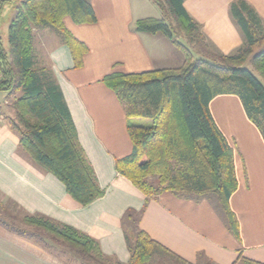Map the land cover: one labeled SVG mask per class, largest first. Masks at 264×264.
Returning <instances> with one entry per match:
<instances>
[{
    "label": "crops",
    "instance_id": "0c3cea01",
    "mask_svg": "<svg viewBox=\"0 0 264 264\" xmlns=\"http://www.w3.org/2000/svg\"><path fill=\"white\" fill-rule=\"evenodd\" d=\"M89 1L96 12V22L78 24L69 16L64 18L67 29L88 48L83 65L75 67L70 47L51 27L33 28L34 58L37 62L42 52L47 56L104 194L82 205L59 178L31 158L12 128L5 94L0 98V207L7 211L9 202L24 215L71 226L95 239L107 258L127 263L130 249L122 219L128 209H142L147 197L116 170V160L129 155L133 145L124 106L103 78L112 72L178 68L185 56L162 33L137 31L136 22L150 17L144 0ZM233 1H185L202 36L219 54H231L244 42L230 12ZM246 1L264 19V0ZM175 39L181 42L179 35ZM210 108L235 149L239 186L230 203L240 222L241 240L230 231L214 199L184 197L171 191L150 199L140 228L182 264H264L263 135L232 95L216 96ZM57 246L20 235L0 223V264H90L80 258H67L57 251Z\"/></svg>",
    "mask_w": 264,
    "mask_h": 264
},
{
    "label": "trees",
    "instance_id": "16d2710c",
    "mask_svg": "<svg viewBox=\"0 0 264 264\" xmlns=\"http://www.w3.org/2000/svg\"><path fill=\"white\" fill-rule=\"evenodd\" d=\"M154 1L176 18L186 34L202 36L200 25L185 7L186 0ZM10 2L16 5L8 28V49L0 41V92L21 93L15 98L12 128L31 158L59 178L78 203L88 205L103 196L104 190L79 140L54 71L35 61L33 28L51 27L59 32L79 68L88 48L67 29L64 18L69 16L78 24L94 23L96 12L89 0H0V17ZM230 12L244 36L235 52L215 55L212 61L197 58L175 39L178 30L171 23L147 17L136 22L137 31L168 37L183 51V65L137 73L112 72L103 78L124 106L133 145L129 155L116 160V170L147 197L142 209H128L122 219L129 261L107 258L95 239L49 218L25 215L24 223L62 241L85 262L143 264L157 251L176 256L140 228L150 199L171 191L196 199L215 195L230 231L241 240L240 222L230 203L239 186L235 149L218 126L210 104L218 95L239 97L249 120L264 138V19L246 0L233 1ZM249 59L260 77L244 67ZM0 223L33 237L4 218L0 217Z\"/></svg>",
    "mask_w": 264,
    "mask_h": 264
},
{
    "label": "rangeland",
    "instance_id": "374dc122",
    "mask_svg": "<svg viewBox=\"0 0 264 264\" xmlns=\"http://www.w3.org/2000/svg\"><path fill=\"white\" fill-rule=\"evenodd\" d=\"M144 1L146 2L145 7H146V9H148V11H147L148 15L150 17L165 19L168 23H171L175 27V29L178 30L177 35H179V40L182 43H185L187 45V48H189L191 50V52L193 53V55L195 57H197V58L202 57V58H205V59L212 61V59H214L215 55L219 54L216 52L215 49H213L209 45V43L204 39L203 36L193 35V37H192V36L186 34L185 31L182 30V28H179V22L176 20V18L170 12L166 13L165 11H163L156 4V2L154 0H144ZM15 5H16L15 2L8 3L5 6V10L0 17V41H1L2 45L7 49L9 46L8 28H9V25H10L12 18L14 17V14H15V10H14ZM34 42L36 43V40H34ZM36 59H37V62L39 64L40 63H46L43 65H48L47 64V56H45V54H43V52L40 55V57L38 56ZM244 67L251 70L256 76L260 77L257 70L252 65L251 59H249L245 63ZM5 94H6V97L8 100L7 111L9 113H11L12 118L14 119L16 116V111L14 108L15 98H16V96H19L21 93L19 92L17 94H8L6 92H0V98L5 96ZM232 97L236 98V100L240 103V105L243 106V103L239 97H237L235 95H232ZM211 198L214 199L219 204L215 195H211ZM219 206H220V204H219ZM2 209L3 208L0 207V217L4 218V219L8 220L9 222H11L12 224H14L16 229H22V230L29 232L31 235H33V237H35V239H38L45 244H58L59 246L56 247L57 251H60L67 258H69L71 260L76 259V258H78V259L80 258L82 260V258L80 256H78L76 253H74L73 251L68 249L62 241L56 240L55 238H52L50 235L44 233L43 231H40L38 229H34L33 227L24 223L23 222V218L25 216L24 213L19 211L16 208H14L9 202L7 204V207H6V209H8V210L2 211ZM9 213L16 216V218H14V219L10 218V216L8 215ZM143 264H182V263L175 260V258L170 254L161 253V252L157 251L151 257V259L148 262L143 263ZM201 264H210V263L203 262Z\"/></svg>",
    "mask_w": 264,
    "mask_h": 264
}]
</instances>
